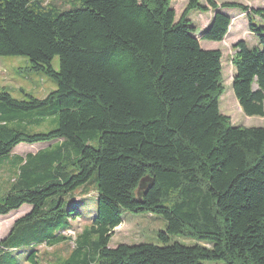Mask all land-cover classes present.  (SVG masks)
I'll list each match as a JSON object with an SVG mask.
<instances>
[{"label": "trees", "instance_id": "trees-1", "mask_svg": "<svg viewBox=\"0 0 264 264\" xmlns=\"http://www.w3.org/2000/svg\"><path fill=\"white\" fill-rule=\"evenodd\" d=\"M203 1L187 0L175 20L171 0H79L63 11L43 0H0V56H26L30 70L56 83L43 98L0 91V166L14 169L0 215L31 207L0 241V264H19L8 251L21 248L37 264L31 247L52 246L71 229L58 225L62 196L92 178L97 264H264V126H231L220 113L222 53L202 48L188 19L210 10L200 37L222 41L231 22L222 10L247 12L257 43L232 45L231 88L245 115L264 117V26L252 21L264 9ZM50 106L53 130L11 126ZM21 143L51 144L9 159ZM122 210L161 215L162 241L195 243L111 248ZM79 237L69 264H91Z\"/></svg>", "mask_w": 264, "mask_h": 264}, {"label": "rangeland", "instance_id": "rangeland-1", "mask_svg": "<svg viewBox=\"0 0 264 264\" xmlns=\"http://www.w3.org/2000/svg\"><path fill=\"white\" fill-rule=\"evenodd\" d=\"M187 0H171V6L175 11V20H177L185 6ZM203 3L204 1L201 0ZM217 3L236 2L247 4L251 0H215ZM79 0H43L44 5L49 3L55 4V11L70 10L76 7ZM76 3V4H75ZM255 7L264 6V0H255L250 3ZM230 18V30H237L239 36L237 39H246L250 45L253 40L257 41L254 34H248L247 19L240 15L238 9H223ZM212 17L209 10L205 13L197 10L190 11L188 15L189 23L196 29L195 36L199 44L204 49H220L222 53V83L224 92L219 97L218 107L221 114L228 117V124L231 126L244 127H260L264 126V117L245 115L232 92L231 82L234 69L231 64V58L235 50L229 43V39L222 41H210L201 39L202 31L207 27ZM245 19V20H244ZM253 23L257 26H264V19L261 17L254 18ZM235 26V28H234ZM248 34V35H247ZM247 35V36H246ZM51 66L54 70H58V57L54 56L51 60ZM30 61L23 55H3L0 56V91L8 92L14 99L28 100L27 95L35 98H43L49 92L56 88V83L46 76L43 72L32 71L29 69ZM51 107V106H50ZM53 107L46 110H35L27 113L22 121L11 123V126L20 128L27 132H47L53 130L57 126V114L52 112ZM33 119L32 121H30ZM55 142V141H54ZM58 142V141H56ZM51 143L37 145H20L14 150V154L25 155L26 153H35L40 149H44ZM14 169L8 168L7 165L0 166V200L9 190L10 182L14 176ZM64 202L62 204L63 214L58 219V225L69 227L71 229L64 232V238L59 240L52 246H38L33 248L32 252L37 256L35 261L37 264H69L73 256L75 248L76 235L80 236V242H84L82 247V255L89 258L91 264H97V255L94 248V241L97 236L89 233V228L93 218L96 216L97 192L95 188V180L92 178L87 183L74 189L62 196ZM74 205V207H71ZM70 208V209H69ZM29 206H24L17 212L10 213L6 216H0V240L7 235L11 229L14 220L18 216L28 212ZM70 210L71 216L68 215ZM70 216V217H69ZM166 220L159 214L150 212H132L122 210L121 223L112 231L108 246L111 248L119 244H139L153 243L157 245L170 244L172 242H180L186 245L195 243L193 239L179 235L168 236V241H162L158 238V233L165 230ZM59 233V231L57 232ZM56 233V234H57ZM66 236V237H65ZM11 249L19 259V264H32L27 260L29 250ZM24 250V251H22ZM203 264H225L223 261H204Z\"/></svg>", "mask_w": 264, "mask_h": 264}, {"label": "crops", "instance_id": "crops-1", "mask_svg": "<svg viewBox=\"0 0 264 264\" xmlns=\"http://www.w3.org/2000/svg\"><path fill=\"white\" fill-rule=\"evenodd\" d=\"M253 1H255V0H253ZM216 2H217V1H216ZM251 2H252V0L248 2V5H247L246 3H245V5H247V6L250 7V8H263V9H264V6L255 7L254 5H250ZM240 15H242V17H244V18L247 19V12H240ZM258 17H259V16L255 15V16H253V19H254V18H258ZM244 20H245V19H244ZM230 23H231V22H230ZM246 25L248 26V20H247V22H246ZM234 28H235V26H234ZM247 32H248V34H253L249 29L247 30ZM248 34H247V35H248ZM247 35H246V36H247ZM237 36H239L237 30L235 31V29H234L233 31H231V30H230V25H229L228 32H227V34L225 35L224 39H227V38H228V39L230 40V41H229V42H230V43H229L230 45L234 44V43H235L236 41H238V40H244V41L246 42V44L249 45V44L247 43V40H246V39H244V38H243V39H241V38H240V39H237V38H238ZM256 43H257V41H256L255 38H254L253 43L250 44L249 46L254 45V44H256ZM55 142H56V141H55ZM37 144H46V143H36V144H31V145H37ZM20 145H30V144H24V143H21V144H18L15 148H17V147L20 146ZM49 145H50V144H49ZM49 145H48V146H49ZM48 146H46V147H48ZM46 147H45V148H46ZM15 148L13 149L12 153L9 155V157H8L9 159L14 160V159H13L14 155H16V156H18V157H21V158H24L25 155L28 154V153H26V154L23 155V156H22V155H19V154H14L13 152H14ZM40 150H41V149H40ZM38 151H39V150H38ZM35 153H36V152H35ZM35 153H31V154H35ZM5 165H7V164H5ZM7 166H8V165H7ZM8 168H10V167L8 166ZM24 206H29V205H26V204H25V205L21 206L19 209L23 208ZM29 207H30V206H29ZM19 209L14 210V211H12V212H10V213L12 214V213H14V212H17ZM30 209H31V207H30ZM29 211H30V210H29ZM29 211H28V212H29ZM10 213H9V214H10ZM26 213H27V212H26ZM26 213H24V214L18 216L17 219L20 218V217H22V216L25 215ZM9 214H7V215H9ZM0 216H1V215H0ZM3 216H6V215H3ZM17 219H15V220H17ZM15 220H14V221H15ZM9 232H10V230H9ZM9 232H8V233H9ZM8 233H7V234H8ZM6 236H7V235H6ZM6 236H5V237H6ZM5 237H3L1 240H3ZM1 240H0V241H1ZM38 246H46V245H44V244L35 245V246H32L31 249L33 250V248H36V247H38Z\"/></svg>", "mask_w": 264, "mask_h": 264}, {"label": "water", "instance_id": "water-1", "mask_svg": "<svg viewBox=\"0 0 264 264\" xmlns=\"http://www.w3.org/2000/svg\"><path fill=\"white\" fill-rule=\"evenodd\" d=\"M143 180H144V179H143ZM143 180L140 181V183H139V185H138V188H141V183H142Z\"/></svg>", "mask_w": 264, "mask_h": 264}]
</instances>
